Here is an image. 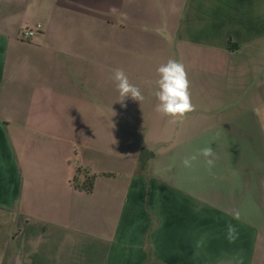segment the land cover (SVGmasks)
<instances>
[{"label": "crops", "instance_id": "obj_1", "mask_svg": "<svg viewBox=\"0 0 264 264\" xmlns=\"http://www.w3.org/2000/svg\"><path fill=\"white\" fill-rule=\"evenodd\" d=\"M169 58L183 120L155 111ZM0 264H264V0H0Z\"/></svg>", "mask_w": 264, "mask_h": 264}, {"label": "clouds", "instance_id": "obj_2", "mask_svg": "<svg viewBox=\"0 0 264 264\" xmlns=\"http://www.w3.org/2000/svg\"><path fill=\"white\" fill-rule=\"evenodd\" d=\"M156 72L158 79L155 81L156 90L153 92L158 103L155 111L162 117H168L173 121L183 120L186 114L195 111L190 92V81L184 64L176 59L169 58L166 63L161 64ZM111 79L119 93V101L123 102L126 97L140 103L144 100L141 88L133 84L127 73L122 68L111 70ZM199 156L205 158L206 166L211 169L214 166V151L211 146L201 148L196 154L186 156L182 164L186 168H191ZM228 238L234 241L236 229L228 226Z\"/></svg>", "mask_w": 264, "mask_h": 264}, {"label": "trees", "instance_id": "obj_3", "mask_svg": "<svg viewBox=\"0 0 264 264\" xmlns=\"http://www.w3.org/2000/svg\"><path fill=\"white\" fill-rule=\"evenodd\" d=\"M229 46H233L234 44L229 40L228 42ZM153 157V155L151 153H149L146 150L141 151L140 157H139V168L141 170L146 169L147 166V162ZM93 181H94V177H88L84 183L79 187V189L84 190L86 192H91L92 188H93Z\"/></svg>", "mask_w": 264, "mask_h": 264}, {"label": "built area", "instance_id": "obj_4", "mask_svg": "<svg viewBox=\"0 0 264 264\" xmlns=\"http://www.w3.org/2000/svg\"><path fill=\"white\" fill-rule=\"evenodd\" d=\"M40 30H41V25H36L35 27L26 28L21 32V39L28 40L32 38Z\"/></svg>", "mask_w": 264, "mask_h": 264}]
</instances>
